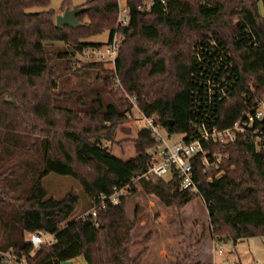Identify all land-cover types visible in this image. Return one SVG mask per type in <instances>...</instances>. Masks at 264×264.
<instances>
[{
    "label": "trees",
    "instance_id": "16d2710c",
    "mask_svg": "<svg viewBox=\"0 0 264 264\" xmlns=\"http://www.w3.org/2000/svg\"><path fill=\"white\" fill-rule=\"evenodd\" d=\"M126 1L131 18L118 30L122 42L115 75L122 90L134 95L145 115L156 116L168 134L190 140L195 136L193 124L202 120L229 126L264 91V0ZM49 5L50 0H0V127L17 120L27 123L31 117L48 127L39 128L41 135L32 142L38 158L29 177L26 205L0 211V250L28 252L24 234L41 231L51 234L54 242L38 247L28 264H60L74 258L83 259L85 264L142 263L145 250L135 256L132 251L143 242H132L134 223L126 218L122 203L108 204L94 218L74 216L78 196L70 193L58 199L48 195L42 180L50 174L75 179L90 204L98 194L126 185L130 193L140 188L165 206H184L199 197L218 241L236 243L264 235V149L256 150L247 137L239 136L222 148L227 154L221 165L223 172L212 180L207 179L208 173L196 158L198 191L192 192L178 189L174 173L168 178L141 177L155 144L149 129H139L136 155L126 160L101 144L112 139L118 122L127 117L130 104L120 99L104 103L97 93L93 97L96 106L84 113L88 122L80 118L84 125L76 129V114L64 109V126L55 130L56 121L51 117L62 110L47 92L29 97L27 89H34L51 73L50 50L68 59L86 47L101 44L82 40L84 35L107 29L110 37L118 4L117 0H88L82 5L86 9L76 15L80 25L62 28L55 25V13ZM36 7L41 9L30 10ZM85 16L88 22L82 20ZM55 43L70 48L62 52ZM5 96L21 102H10ZM260 124L264 135V119ZM65 142L75 145L73 155ZM75 162L89 166L92 174L80 173Z\"/></svg>",
    "mask_w": 264,
    "mask_h": 264
},
{
    "label": "rangeland",
    "instance_id": "374dc122",
    "mask_svg": "<svg viewBox=\"0 0 264 264\" xmlns=\"http://www.w3.org/2000/svg\"><path fill=\"white\" fill-rule=\"evenodd\" d=\"M87 2L88 0H50L48 8H52L56 16L63 13L66 8L79 7ZM121 2L123 3V0ZM40 9L36 7L30 10ZM261 13L263 14L262 10ZM82 20L88 22L86 16ZM108 33V30L105 29L98 34L84 35L81 39L88 42L104 43L108 38ZM55 44V48L62 52L66 48H70L62 43ZM50 51L48 66L51 73L39 80L34 89H27V93H29V97L35 92H38L39 96L44 92L50 94L52 102L58 106L59 110H62L54 113L51 117L56 121L55 130L60 131L64 126V109H70L73 114H76L77 119L73 121V124L76 129H80L84 124L79 123L81 122L79 120L86 117L85 110L90 113L93 105L96 106L93 97L97 93H100L104 103L120 99L121 103L130 104L127 96L134 95L122 90L120 79L115 75V63L90 61L80 53H76L68 59L66 57L59 58L56 52ZM112 73H114V77L111 76ZM5 98L17 104L21 102L6 96ZM2 107L5 106L2 105ZM130 107L126 112L127 117L118 122L112 139L101 142L103 146L108 147L112 154L123 160L136 155V138L143 125L138 112H130ZM85 122H88L87 118H84ZM42 127L48 129L41 121L32 117L27 123L17 120L16 123L12 122L9 126L1 125L0 211H10L13 208L26 205L25 198L28 196L31 185L29 177L33 173V167L38 158L37 146H32V142L38 140V136L41 135L39 128ZM181 137L180 135L173 136L174 139ZM91 138L89 140H92ZM64 145L66 150L73 155L75 145L69 142H65ZM75 166L83 175L92 174L89 166H81L76 162ZM164 178H168V175ZM42 184L48 195L58 199L70 193L76 194L78 203L74 216H79L89 209V198L75 179L50 174L42 180ZM121 203L126 218L134 223L131 232L132 242H143L132 251V255L135 256L145 250V257L141 264L193 263L197 261L213 264H231L233 262L264 264V235L242 238L236 243L226 239L218 241L212 235L206 207L199 197L184 206H165L154 195L145 193L138 188L134 193L129 192ZM24 237L27 241L28 235L24 234ZM219 243L224 249L220 255L214 252ZM60 264H79V261L70 259L62 261Z\"/></svg>",
    "mask_w": 264,
    "mask_h": 264
},
{
    "label": "built area",
    "instance_id": "2783aa9c",
    "mask_svg": "<svg viewBox=\"0 0 264 264\" xmlns=\"http://www.w3.org/2000/svg\"><path fill=\"white\" fill-rule=\"evenodd\" d=\"M118 8L116 24L111 36L106 42L96 46L84 48L80 54L90 61H107L115 63L122 42L119 28L127 26L130 22L131 14L127 1L117 0ZM146 9L150 3L147 2ZM140 9L143 7L139 6ZM209 89V93H210ZM254 94V90L252 89ZM225 94V93H224ZM130 101V112L137 111L142 127L149 129L155 141L151 149V159L147 170L141 177L166 176L175 174L177 187L180 191L188 190L197 192V182L194 173V160L197 158L207 179L219 177L222 174L221 165L227 154L223 152L225 145L234 142L239 136L247 137L255 146L256 150L264 149V135L260 129V121L264 119V91L255 96L253 102L244 109L241 114L226 127H219L217 124L208 123L204 120L193 124L192 129L195 136L190 140L174 139V135L168 134L158 123L156 116H147L139 108L134 96H127ZM206 145V146H205ZM207 145L209 147H207ZM221 146L214 148V146ZM129 194V186L113 187L109 194L100 193L91 200L88 210L79 217L90 216L94 218L97 212L105 208L108 204H120ZM27 243L30 246L28 252L18 251L14 248L0 250V264H28V258L33 252L43 244L49 245L54 242V237L46 232L35 231L26 233ZM215 253L222 254L224 249L219 243L214 249Z\"/></svg>",
    "mask_w": 264,
    "mask_h": 264
},
{
    "label": "water",
    "instance_id": "95a60500",
    "mask_svg": "<svg viewBox=\"0 0 264 264\" xmlns=\"http://www.w3.org/2000/svg\"><path fill=\"white\" fill-rule=\"evenodd\" d=\"M86 9L84 6H79L75 8H66L63 13L55 16V25L58 28H62L64 25L71 27H77L80 23L77 21L76 15L83 12ZM81 151L86 158H90L84 146L81 147ZM79 264H85L83 259L79 260Z\"/></svg>",
    "mask_w": 264,
    "mask_h": 264
},
{
    "label": "crops",
    "instance_id": "0c3cea01",
    "mask_svg": "<svg viewBox=\"0 0 264 264\" xmlns=\"http://www.w3.org/2000/svg\"><path fill=\"white\" fill-rule=\"evenodd\" d=\"M107 39H108V38H107ZM100 43H102V42H100ZM117 157H118V156H117ZM206 246H207V245H206ZM206 246H205V250H204V252H203V253H204V254H203L204 257H205V254H206V253H205V252H206ZM207 250H208V249H207ZM74 259H77V261L80 260V258H74Z\"/></svg>",
    "mask_w": 264,
    "mask_h": 264
}]
</instances>
